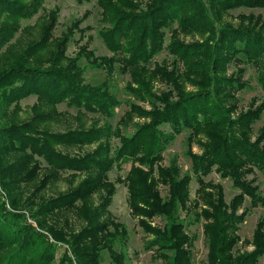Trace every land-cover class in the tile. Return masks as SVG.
<instances>
[{"label": "trees", "instance_id": "1", "mask_svg": "<svg viewBox=\"0 0 264 264\" xmlns=\"http://www.w3.org/2000/svg\"><path fill=\"white\" fill-rule=\"evenodd\" d=\"M96 1L110 57H96L86 47L67 55L75 34L82 40L84 30L76 24L53 39L55 11L44 15L39 38L22 47L15 36L25 29L23 21L40 13L44 0H0V264H101L103 251L112 263L124 261L116 245L126 243L128 231L109 210L116 183L125 184L131 215L150 237L145 247L162 264H192L193 242L179 217L191 204L196 220L203 221L205 264H259L264 221L247 242L251 251L237 246L246 199L252 207L264 205L255 179H248L256 170L264 175V124L256 139L252 132L264 102L241 110L236 94L248 88L243 62L256 68L264 90V18L241 15L233 26L224 16L237 8L264 9V0ZM167 29L171 37L165 45ZM195 36L200 39L184 40ZM164 50L173 57L171 68L154 61ZM81 57L109 76L117 65L129 74V114L141 120L131 135L120 127L128 122L115 128L107 122L121 102L107 82H85ZM233 62L239 68L229 72ZM156 83L169 90L157 92ZM31 96L36 102L23 117L20 103ZM61 104L97 117L90 127L77 119L74 127L52 131ZM162 125L171 133L162 132ZM184 129L201 150L188 153L198 183L193 201L191 176H180L174 162L168 168L160 164L166 146ZM113 139L119 140L116 148ZM127 162L126 176L111 182L109 172ZM212 171L239 191L230 202L220 185L204 180ZM62 176L71 186L48 197V186ZM160 186L167 187V196H161ZM69 216L81 221L79 230L70 229ZM155 218L164 220L166 230L153 225Z\"/></svg>", "mask_w": 264, "mask_h": 264}, {"label": "rangeland", "instance_id": "2", "mask_svg": "<svg viewBox=\"0 0 264 264\" xmlns=\"http://www.w3.org/2000/svg\"><path fill=\"white\" fill-rule=\"evenodd\" d=\"M50 11L57 12L58 16L57 22L52 30L53 39L61 38L62 33L66 32L68 28L76 24L79 25V29L84 30L85 36L82 40H79V33L75 34L74 37L76 42L70 44L67 50V55L74 57L75 54L79 53L80 50L78 48L80 47H86L87 51L92 52L96 57H110L112 55L101 38V29L103 25L101 22V10L97 5L96 0H89L85 3H79L77 0H44L40 13L33 18L22 22L25 29L18 32L14 40L18 41L22 47H25L29 42L38 39L41 32L42 19L45 18L44 15L49 14ZM250 14L264 18V9L237 8L229 10L224 16V19L231 23V25L236 26L240 21L239 16H247ZM170 37V30H165V45L170 42ZM199 39L200 37L198 36H195L194 38H184L186 42H194ZM172 60L173 57L168 54L167 50H164L154 58V61L158 64H162V62L165 61L169 68L172 66ZM79 65L84 68V79L89 85L97 86L107 82L110 92L121 102V104L115 109L113 117L107 122L113 128H115L120 121L128 122L126 126L122 124L120 127L125 134L131 135L134 132V123L141 122V120L134 116L131 119L132 116L129 114L132 99L125 89L130 82L129 74H122L117 65L113 73L109 76L107 75L106 70L99 67H91L84 57L79 59ZM238 66V64L233 62L230 66L229 72L237 70V68H239ZM240 66L245 68L244 80L247 82L248 88L238 92L236 97L238 99L239 108L241 110H247L253 101L256 102V105L264 102V90L258 83V72L256 68L246 62H243ZM155 89L157 92H166L169 90V88L162 83H156ZM35 102V96H31L21 101L20 106L22 107L23 117L26 115L30 116V107L35 104ZM140 106L148 108V105L145 104H140ZM57 111L61 113V118L58 123H54L51 127L52 131L55 132L64 131L69 128V126L74 127V123L77 124V119L87 127H90L92 119L97 117L92 114H77V110L68 108L64 104L57 106ZM129 116L131 120L129 119ZM263 124L264 112L262 113L261 119L253 124V139L257 138L258 131ZM160 130L166 134L171 133V129L168 125L160 126ZM189 136L190 131L186 129H184L181 134L175 136L173 141L170 142L162 152V161L160 164L165 168H168L172 162H174L179 167L180 176L186 174L191 176L190 198L193 201L196 198L198 183L192 173V162L188 153L191 151L199 155L201 154V150L197 144L189 141ZM262 145L264 146V142ZM111 146H113V148L118 147L119 140L113 139ZM130 166L131 164L127 162L122 164L120 168H114L108 174L109 180L111 182H116L117 178H124L129 171ZM252 178L255 179L254 184L258 187L260 196L264 198V175L256 170L254 175L248 176V179ZM204 180L206 182L220 185L223 188L224 199L227 203L239 193V191L233 187L231 180L221 178L220 174L216 171H212L204 178ZM71 182L70 179H65L62 176L60 180H57L53 182L52 185L48 186L46 195L48 197H53L60 192L68 190L71 186ZM77 182L78 179H74V184ZM115 186L116 192L113 196V201L109 210L118 222L126 226L128 231L126 243H119L116 245V250L122 252L125 257L124 261L117 264H162L161 259H159L156 254H153V251L148 250L145 247V243L150 241V237L146 236L138 226L137 220L131 215L127 203L128 193L125 184L116 183ZM159 190L162 197L167 196V187L160 186ZM244 210H246V216L243 223L240 225L238 232L241 242L238 244L237 250L241 252H249L253 247L247 242L251 241L258 222L261 220L264 221V205L252 207L250 199L247 198L240 212ZM179 217L183 221L186 233L193 242L191 248L192 264H205L208 249L203 234V221L200 220V222H198L196 220L193 204H191L188 210H181ZM69 219L72 225V228L70 227V229L75 231L79 230L81 221L72 216H69ZM29 222H31V220H29ZM152 223L153 225L160 227L163 231L166 230L165 222L161 218L153 219ZM62 252V248L56 250L55 256L57 261L61 258ZM101 264L115 263H112L108 252L103 251ZM259 264H264V255L259 259Z\"/></svg>", "mask_w": 264, "mask_h": 264}]
</instances>
